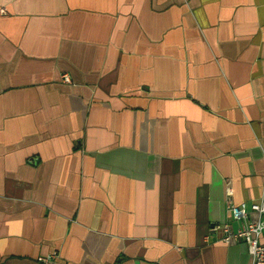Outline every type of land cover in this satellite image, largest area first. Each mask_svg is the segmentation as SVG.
Returning a JSON list of instances; mask_svg holds the SVG:
<instances>
[{
  "label": "crops",
  "instance_id": "1",
  "mask_svg": "<svg viewBox=\"0 0 264 264\" xmlns=\"http://www.w3.org/2000/svg\"><path fill=\"white\" fill-rule=\"evenodd\" d=\"M0 8V264H252L264 0Z\"/></svg>",
  "mask_w": 264,
  "mask_h": 264
},
{
  "label": "built area",
  "instance_id": "2",
  "mask_svg": "<svg viewBox=\"0 0 264 264\" xmlns=\"http://www.w3.org/2000/svg\"><path fill=\"white\" fill-rule=\"evenodd\" d=\"M6 13L5 8H0V15ZM64 79L67 80L66 77ZM225 204L230 220L212 229H222L221 240L225 243L243 241L252 264H264V198L249 206L245 202L236 204L232 199L231 189L226 188ZM250 213H255L257 217L252 218ZM231 222L236 223L235 229L231 228ZM44 263L53 264L49 259H45Z\"/></svg>",
  "mask_w": 264,
  "mask_h": 264
}]
</instances>
